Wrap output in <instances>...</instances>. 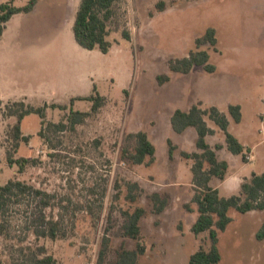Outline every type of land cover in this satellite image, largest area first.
Wrapping results in <instances>:
<instances>
[{
    "label": "rangeland",
    "instance_id": "obj_1",
    "mask_svg": "<svg viewBox=\"0 0 264 264\" xmlns=\"http://www.w3.org/2000/svg\"><path fill=\"white\" fill-rule=\"evenodd\" d=\"M26 2L14 0L16 6ZM114 10L107 54L79 46L72 20L65 21L61 10L46 6V1L30 14L15 15L8 24L7 41L12 43L0 52V68L1 61L7 66L0 71V184L22 181L53 195L54 203L43 208L41 197H27L7 206L5 216L0 215V264H35L32 254L39 255L42 246L60 264H99L105 238L109 247L102 264H117L122 250H134L138 244L145 252L137 264H189L200 247L209 249L208 233L191 231L198 216L192 202L193 162L181 151L196 149V132L173 131L170 117L177 108L217 104L230 131L251 150L245 153L246 162L227 149H217L219 158L231 164L227 176H239L242 184L253 172H264V124L259 132L264 115L259 121L252 117L254 108L264 109V0H118ZM209 28L216 31L217 44L198 45L196 40ZM199 49L209 52L213 72L203 67L187 74L170 70L171 61ZM162 76L169 79L160 84ZM92 91L104 97L95 112L91 101L73 98ZM15 101L48 105L47 125L66 124L64 129H43L40 136L41 118L31 114L24 119L22 132L29 142L21 144L15 158L35 163L23 171L7 161L17 121L7 109ZM227 102L255 106L245 110L244 122L238 125L229 112L231 104L219 108ZM71 108L90 115L73 127L67 122ZM205 119L215 130L209 136L215 148L224 143V132L208 116ZM138 131L147 132L156 146L153 165L122 160L123 148L136 147L128 135ZM128 183L140 186L134 191L136 201L127 198ZM212 186L225 197L240 194L239 189H225L217 178ZM154 193L167 201L161 213L155 211ZM138 207L146 214L140 221L141 236L134 240L124 233L123 212ZM41 214L61 220L57 239L37 234L43 225ZM229 214L233 221L219 233L220 264H264V240L256 238L264 210L241 214L232 209Z\"/></svg>",
    "mask_w": 264,
    "mask_h": 264
},
{
    "label": "trees",
    "instance_id": "obj_2",
    "mask_svg": "<svg viewBox=\"0 0 264 264\" xmlns=\"http://www.w3.org/2000/svg\"><path fill=\"white\" fill-rule=\"evenodd\" d=\"M118 0H81L75 14L73 23L74 38L79 46L87 50L98 49L101 53L107 54L112 46L108 40L110 35L109 22L115 15L114 5ZM39 0H27L23 6H16L13 0L0 3V40L3 37L7 23L17 14H28L32 12ZM124 37L130 40L129 34L124 31ZM198 45L203 43L217 44L216 31L209 28L202 38L196 40ZM194 67H203L207 72H213L215 66L210 63V54L205 50L191 51L188 56L176 59L170 62L169 68L172 72L187 74ZM169 79L168 76L159 77V82ZM83 100L92 102V111H97L104 104V97L100 94L91 95ZM73 101V100H72ZM48 105L35 107L26 104L24 101H15L8 106V114L16 117L17 121L13 126V144L12 151L8 150L7 161L10 166L14 164L19 166L23 171L28 164L35 163L34 160H28L23 157L15 158L22 143H28L29 137L22 132V121L28 115L35 114L41 118L40 136H43V129L55 127L64 129L66 124L60 122L58 124L46 122V109ZM229 112L235 122L242 120L241 107L239 105H229ZM90 112L75 111L71 108L70 115L67 118L68 124L73 125L84 122ZM208 116L225 134V145L229 152L234 155H240L247 162L246 151L249 149L239 141V139L229 131V121L224 113L217 107L202 108L201 105L195 104L188 111L176 109L171 117L172 128L177 133H182L186 129L192 127L196 130L198 138L196 146L198 152L182 151L181 155L185 159L191 160L192 166V184L194 195L192 202L197 205L198 216L191 227V231L195 235L208 233L210 246L209 249L200 247L198 251L193 253L189 258V264H220L222 255L219 249V233L225 232L233 221L230 216V210L234 209L241 214H246L254 210H264V172H253L249 179H245L240 187L239 195L222 196L220 190L211 185L214 178L221 181L225 180L229 163L226 160L219 159L216 150L222 149L224 145L217 144L213 148L208 144L206 138L208 135L214 134L215 130L208 126L205 117ZM128 138L136 141L134 150L127 148L122 149V160L133 165L153 164L156 161V147L150 141L146 132L138 131L131 133ZM169 144V157L173 158L174 145L171 140ZM116 186H118L116 184ZM127 198L136 201L137 196L135 190H140L138 183H128ZM116 195L115 198H118ZM41 197L40 203L43 208L51 207L54 203V196L49 195L41 190L35 189L19 180H10L6 184H0V215L5 216L7 206L12 202H21L23 198ZM155 204V211L161 213L167 201L163 200L159 193L152 194ZM190 210L189 205H185ZM126 221L123 227L127 237L138 240L141 236V218L146 214L143 207H138L134 212H123ZM42 216L41 229L37 234L43 237H49L55 240L62 230L61 220L53 216ZM44 226V227H43ZM43 228V229H42ZM259 241L264 240V223L256 233ZM104 248L101 250L99 264H102L105 252L109 247V239H104ZM40 254H32V260L35 264H60L56 259L47 254L46 248L42 246L39 249ZM145 252V248L138 244L134 250L124 249L118 254L117 264H137L138 257ZM40 255H43L40 257Z\"/></svg>",
    "mask_w": 264,
    "mask_h": 264
},
{
    "label": "crops",
    "instance_id": "obj_3",
    "mask_svg": "<svg viewBox=\"0 0 264 264\" xmlns=\"http://www.w3.org/2000/svg\"><path fill=\"white\" fill-rule=\"evenodd\" d=\"M14 1V0H13ZM44 1H46V6H55V7H57V8H59L60 10H61V14H63V16L62 17H64V19H65V21H68V23L69 22H71V20H72V22L74 23V18H75V14H76V11H77V9H78V6H79V4H80V1L81 0H58L57 2H52V5L51 4H49V0H39V2L36 4V6H35V8H34V10L32 11V12H34L35 10H37V7L38 6H40V5H42L43 3H44ZM2 2H5V1H3V0H0V3H2ZM27 3V2H26ZM32 12H30V13H32ZM30 13H28V14H30ZM22 14V13H21ZM18 15V14H17ZM15 16V15H14ZM14 16L12 17V18H14ZM11 21V20H10ZM10 21L7 23V26H6V29H5V31H4V34H3V37H2V39L0 40V48H1V46H2V44H4V48H2V49H0V52L3 50H5V49H9L10 48V46H11V43H12V40L10 39V40H8L7 41V32H10V29H8V24L10 23ZM68 25V24H67ZM73 27V26H72ZM4 66H6V65H3V63H2V61H1V68H0V71H2V69H4V68H7V66L6 67H4ZM95 86H93V91L94 92H96V90H95V88H94ZM92 91V92H93ZM94 92L93 93H89L88 95H86V96H84V95H76V96H73V98H77V100H83V99H81V98H85V97H88V96H91V95H94ZM72 98V97H71ZM71 99V101L73 100H75V99ZM244 102V101H243ZM243 102H239V103H235L234 105H239L240 107H241V113H242V121L238 124V125H241V124H243V122H244V116H245V110L247 109V111H248V108H254V106H255V103H251L250 104V106H247V104L246 103H243ZM262 102H264V98H262ZM229 104H233V103H229V102H227V103H225V105L224 104H222L221 105V107H219V108H221L222 109V107H224V106H228ZM213 105H217V104H213ZM212 106V105H211ZM177 109H180V108H177ZM190 109V108H189ZM189 109H182V110H184V111H188ZM176 110V109H175ZM174 110V111H175ZM174 113V112H173ZM173 113H172V115H173ZM172 115H171V117H172ZM262 115H264V109L263 110H257V108L255 109L254 108V110H253V120H257V121H259L260 120V118H261V116ZM27 117V116H26ZM25 117V118H26ZM171 117H170V121H171ZM24 118V119H25ZM259 119V120H258ZM24 121V120H23ZM23 121H22V124H23ZM208 123V122H207ZM260 123V128H259V132H262L260 129H261V126H262V124H264V122H259ZM171 126H172V124H171ZM208 126H209V124H208ZM210 127V126H209ZM210 128H212V127H210ZM173 129V128H172ZM189 129H193V130H195L194 128H192V127H190V128H188V129H186L185 131H187V130H189ZM212 129H214V128H212ZM230 129H232V127H231V125L229 126V131H230ZM173 131H174V129H173ZM184 131V132H185ZM143 132H145V131H143ZM175 132V131H174ZM195 132H196V130H195ZM231 132V131H230ZM147 133V132H146ZM175 133H177V132H175ZM183 133V132H182ZM232 133V132H231ZM238 133H239V131H238ZM180 134V133H179ZM232 134H234V133H232ZM241 136H242V134H243V131H240V133H239ZM249 135H248V137L250 138V134H251V132L250 133H248ZM147 135H148V133H147ZM225 135V134H224ZM235 135V134H234ZM209 136L210 135H208L207 136V138H206V140H207V142H208V144H210L211 145V142L209 141ZM238 139H239V137L240 136H237V135H235ZM148 137H149V135H148ZM197 138H198V135H197V132H196V141H197ZM150 139V138H149ZM150 141L154 144V142H153V140H151L150 139ZM239 141H240V139H239ZM241 142V141H240ZM196 143V142H195ZM242 143V142H241ZM217 144H222V145H224V149H227L226 148V145H225V141H224V143H217ZM216 144V145H217ZM245 147H246V149L248 148L244 143H242ZM155 145V144H154ZM196 145V144H195ZM212 146V145H211ZM156 147V146H155ZM213 147V146H212ZM216 147V146H215ZM214 148V147H213ZM249 149V151H251L250 150V148H248ZM228 150V149H227ZM182 151H186V150H182ZM181 151V152H182ZM199 150H198V148H197V146H196V149H194V151H191V152H198ZM187 152H190V151H187ZM216 152H217V150H216ZM232 154V153H231ZM250 154H251V152H250ZM217 155H218V152H217ZM232 155H234V154H232ZM236 156H239V155H236ZM219 157V156H218ZM252 158H253V156H252ZM220 159V158H219ZM222 160H226L228 163H229V170H230V168H231V164H230V162H229V159H222ZM153 165V164H152ZM237 175H231V174H228V176H226V178H225V180H223V185H224V187H225V189H228V190H230V188H235V189H239L240 190V187H241V183H240V177L239 176H237ZM215 179V178H214ZM213 179V180H214ZM212 180V181H213ZM238 180V181H237ZM211 185H212V182H211ZM223 187V188H224ZM231 196V195H230ZM255 211V210H254ZM252 212V211H251ZM248 213H250V212H248ZM197 219V218H196ZM196 221V220H195ZM194 221V222H195Z\"/></svg>",
    "mask_w": 264,
    "mask_h": 264
}]
</instances>
